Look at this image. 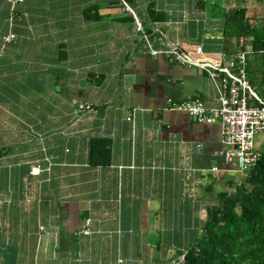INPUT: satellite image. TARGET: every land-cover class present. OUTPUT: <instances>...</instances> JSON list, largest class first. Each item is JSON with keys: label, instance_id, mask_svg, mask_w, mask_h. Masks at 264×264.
<instances>
[{"label": "crops", "instance_id": "0c3cea01", "mask_svg": "<svg viewBox=\"0 0 264 264\" xmlns=\"http://www.w3.org/2000/svg\"><path fill=\"white\" fill-rule=\"evenodd\" d=\"M131 1L153 48L177 45L225 72L213 9L238 0ZM120 4L25 0L12 13L0 0V79L28 85L35 106L26 115L22 92L23 122L0 112V264H169L200 233L216 193L238 180L223 160L220 119L197 123L167 108L196 98L218 107L208 75L152 57ZM93 5L102 17L84 19ZM244 7L261 16L256 0ZM10 32L15 42L2 46ZM94 138L109 142L108 165L90 166ZM86 218L90 236L78 234Z\"/></svg>", "mask_w": 264, "mask_h": 264}, {"label": "trees", "instance_id": "16d2710c", "mask_svg": "<svg viewBox=\"0 0 264 264\" xmlns=\"http://www.w3.org/2000/svg\"><path fill=\"white\" fill-rule=\"evenodd\" d=\"M123 1L131 7V0ZM256 1L262 5L260 17L246 16L245 0H238L239 6L230 10L213 9V15L223 21L221 34L227 63L232 54L246 53L245 72L251 103H259L264 97V0ZM120 5L124 9L122 2ZM146 13L154 16L153 11L148 12V6ZM82 14L86 20L102 17L95 5L85 8ZM123 18L134 21L128 12L120 19ZM163 18V15L156 16L157 20ZM258 148L261 156L256 164L246 175L240 174L238 180L233 181L230 191L216 193V203L206 208L200 233L187 249L172 257L169 264L182 254L183 264H264V151ZM109 149L107 140L92 139L87 151L90 166L108 165Z\"/></svg>", "mask_w": 264, "mask_h": 264}, {"label": "built area", "instance_id": "2783aa9c", "mask_svg": "<svg viewBox=\"0 0 264 264\" xmlns=\"http://www.w3.org/2000/svg\"><path fill=\"white\" fill-rule=\"evenodd\" d=\"M11 5L13 13L15 5L25 0H7ZM124 10L132 15L136 33L143 35L146 47L152 57L161 56L164 59L175 61L183 66L195 67L205 71L208 75L216 93L218 107H208L202 100L188 99L182 101H167V108L170 110L187 113L197 123H212L215 118L221 122L222 151L223 160L226 164H233L241 175L247 172L256 164L261 156V152L256 149L261 143L253 141L254 135L263 133L264 141V97L259 99V103L249 101L250 84L246 74V53L236 52L229 57L225 72L216 71L205 65L202 61L190 57L181 51L177 45H172L168 49H155L151 46L147 36L143 32L139 18L130 6L123 0ZM11 22V21H10ZM16 35L12 32L2 37L3 44L6 46L14 42ZM202 47H196L194 54L201 55ZM256 98V96H254ZM88 107L79 104L77 110L83 111ZM49 162V159L46 158ZM41 166L36 164L31 167L30 174L39 175ZM92 219L86 218L79 226L78 234L90 236L92 234ZM43 230L42 226L39 227ZM172 264H183L184 255L174 258Z\"/></svg>", "mask_w": 264, "mask_h": 264}, {"label": "rangeland", "instance_id": "374dc122", "mask_svg": "<svg viewBox=\"0 0 264 264\" xmlns=\"http://www.w3.org/2000/svg\"><path fill=\"white\" fill-rule=\"evenodd\" d=\"M195 68V67H194ZM198 69V68H197ZM14 82L10 81L9 79H7L6 82H4V80L0 79V88L2 87L3 92H1L0 90V94L3 95L4 98L7 99H1L0 98V112H7L9 114H11V118L14 119V121L17 123L19 121L23 122L19 117H17V114H22L23 113V108L21 106H18L17 101L21 102V94L22 92L25 94V112L26 115L29 114V110L31 112L32 108L35 107L34 105H32V96L31 93H33V91L31 89L28 88V85H26V88H18V86L16 85H11ZM9 85V86H7ZM8 102H10L9 104H7ZM20 104V103H19ZM27 126V124H26ZM28 127V126H27ZM263 137V133H257L254 135L253 141L255 143H261L259 145V150L260 151H264V141H262ZM236 178L240 177V173H236L235 174Z\"/></svg>", "mask_w": 264, "mask_h": 264}]
</instances>
